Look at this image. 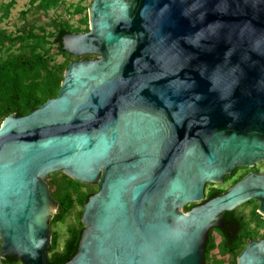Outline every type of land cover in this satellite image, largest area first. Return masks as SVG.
I'll return each mask as SVG.
<instances>
[{
  "label": "water",
  "instance_id": "1",
  "mask_svg": "<svg viewBox=\"0 0 264 264\" xmlns=\"http://www.w3.org/2000/svg\"><path fill=\"white\" fill-rule=\"evenodd\" d=\"M88 24L57 98L0 127L1 259L48 264L62 173L98 188L66 264H205L226 214L264 217V174L200 205L264 163V0H93ZM237 264H264V240Z\"/></svg>",
  "mask_w": 264,
  "mask_h": 264
},
{
  "label": "trees",
  "instance_id": "2",
  "mask_svg": "<svg viewBox=\"0 0 264 264\" xmlns=\"http://www.w3.org/2000/svg\"><path fill=\"white\" fill-rule=\"evenodd\" d=\"M68 1L30 0L28 10L20 13L22 25L14 34L0 29V127L8 117H26L47 101L57 98L65 71L73 60H77L63 50L62 40L73 33L88 32L87 10L81 4L73 10V15L84 16L80 20L84 30L71 28L60 16L49 19L50 13L56 14ZM15 5V0L1 5L0 24L9 18ZM46 18L48 23L41 24ZM230 179V185L237 181ZM47 183L52 199L58 204L57 213L50 223L51 230L74 221V224L67 225V238L61 248L59 237L51 231L47 261L48 264H66L76 255L84 231L81 223L84 206L98 188L82 185L62 173L50 175ZM223 193L224 189L219 188L212 192L210 199ZM194 206L186 207L184 212H189ZM243 250L244 246L228 247L225 244L220 257L230 259L229 264H237ZM211 260L205 256V264H225L223 260ZM0 264L21 263L11 258L1 259L0 256Z\"/></svg>",
  "mask_w": 264,
  "mask_h": 264
},
{
  "label": "flooded vegetation",
  "instance_id": "3",
  "mask_svg": "<svg viewBox=\"0 0 264 264\" xmlns=\"http://www.w3.org/2000/svg\"><path fill=\"white\" fill-rule=\"evenodd\" d=\"M73 34H81V33H73ZM94 58L95 57H84L83 59L92 60ZM250 174H254L257 176L263 175L264 163L263 162L257 163L252 168H243V167L236 168L232 172V174L225 177L223 183L218 185H214V184L206 185L204 191L205 199L200 205L204 204L205 202H208L209 200H212L210 199L212 196V192L216 191L219 188H223L224 189L223 194H225L228 190L233 188L236 184H238L240 181H242L245 177H247ZM230 178H232V180H237L236 183H234L233 185L228 184L229 182H231ZM214 198L216 197L214 196ZM250 203H255L256 205H253V207L249 209L248 214L239 215L237 214L236 211L232 214H226L224 216L225 222L223 228L213 229L210 232L209 240L208 243L206 244V251H205V256L207 255V257L210 260L212 258L211 257L212 254H214L217 257L213 259H215L216 261L223 260L225 262V258L221 259L220 257V251L225 244H227L228 247L244 246L245 249L250 242L253 241L259 242L264 240V217L258 214L259 203L254 201ZM258 230H263V232L259 233ZM211 247H213V249H211Z\"/></svg>",
  "mask_w": 264,
  "mask_h": 264
},
{
  "label": "rangeland",
  "instance_id": "4",
  "mask_svg": "<svg viewBox=\"0 0 264 264\" xmlns=\"http://www.w3.org/2000/svg\"><path fill=\"white\" fill-rule=\"evenodd\" d=\"M11 1L12 0H0V7L2 4H9ZM29 1L30 0H15L16 5L14 9L10 12L9 18L2 21V23L0 24V29L5 30L7 33L14 34L15 31L19 29L22 25L20 13L28 10ZM92 1L93 0H69L56 14L50 13L49 19L52 20L55 18V16H60L59 18H61L62 20H66V22L69 24L71 28L84 30L85 27L82 26L80 22V20L83 19L84 16H74L73 10L79 4H81L82 7H84L87 10V12H85V16L88 18V9L91 6ZM1 14L2 12L0 10V16ZM49 19L47 18L44 19L41 24L48 23ZM88 28H89V24H88ZM58 61L61 62L62 59H58ZM73 61H78V59L73 60ZM253 205H256V204L249 202L243 205L242 207H240L239 209H237L236 212L239 215L248 214L249 209L253 207ZM72 223L74 224V221L67 222L66 224H63V225H59L58 227H55L53 230H51L55 232L57 236L59 237V240H58L59 248L62 247V245L64 244L67 238V235H66L67 225L72 224ZM258 232L259 233L263 232V230H258ZM211 257L216 258L217 256L212 254ZM229 263H230V259L226 258L225 264H229Z\"/></svg>",
  "mask_w": 264,
  "mask_h": 264
}]
</instances>
